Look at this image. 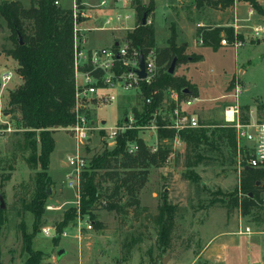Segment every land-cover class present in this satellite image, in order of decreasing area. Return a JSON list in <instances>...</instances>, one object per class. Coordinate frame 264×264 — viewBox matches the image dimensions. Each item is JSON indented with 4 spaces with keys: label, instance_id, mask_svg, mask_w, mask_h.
Segmentation results:
<instances>
[{
    "label": "rangeland",
    "instance_id": "rangeland-1",
    "mask_svg": "<svg viewBox=\"0 0 264 264\" xmlns=\"http://www.w3.org/2000/svg\"><path fill=\"white\" fill-rule=\"evenodd\" d=\"M19 1L25 7L29 6V0ZM102 1L108 4L100 7ZM144 1L143 4L148 6L150 0ZM86 2L88 7L82 5L81 12L91 16L97 13L99 19L91 17L83 26L107 28L106 31L85 32L87 46H108L117 35L121 37L119 40H127V34L138 26L136 9L125 6L126 0ZM195 2L157 0L155 15L148 17V24L156 31V48L168 46L173 33L179 45H187L185 55L189 59L176 65L174 75L186 78L193 84L197 97L205 101L196 103L191 111L196 113L200 106L199 119L212 131L219 126L231 128L232 124L226 121L222 112L225 111L226 116L227 108L236 103L230 95L234 93L238 78L242 91L240 110L249 109L250 121H264V31L260 36L255 35V29H264V0H234L228 11L208 6L198 9ZM255 4L260 5L262 11H257ZM63 6L71 7L72 0L64 2ZM236 14L238 32L244 39L242 47L215 50L203 45L197 36L199 26L216 27L211 22H216L219 15L222 20H227L226 23L233 24ZM117 15L122 16L121 22L116 20ZM109 17L113 22L106 25ZM122 23L124 30L108 31L112 27L122 28ZM11 34L6 21L0 17V58L4 57V60L12 59L4 53L14 47ZM197 54L202 59L190 62ZM4 60L2 63L5 64ZM2 63L0 125L7 123L5 125L11 131L0 138V264H25L30 255L25 251L22 230L24 228L29 234L35 231L36 217L30 207L40 172V144L38 136L30 140L24 135L21 113L9 105L10 92L23 84L17 72L18 62L6 64L7 68ZM10 69L14 75L8 82L3 77ZM241 71L246 72L240 75ZM117 93L119 97L114 103L93 106L90 118L98 122L104 120L110 125L122 122L123 116L129 113L124 106L134 104V99L131 95ZM102 135L94 131L86 144L88 167L84 174L97 171L93 168L94 157L111 151ZM53 137L56 148L50 157V196L33 238V249L41 252L39 264H264V192L258 206L248 208L244 205L247 196L239 185L245 162L235 148L229 147L227 140L210 136L209 144L201 148L203 161L196 167L188 166L185 146L169 151L163 167L150 168L148 182L139 194L140 208H128L117 214L104 208L106 202L103 199L98 202L100 204L93 205V210L82 212L80 196L68 185L72 171L61 165L67 156L75 153L76 143L71 133L63 128L54 131ZM103 174L104 171H100L98 176ZM259 185L263 186V183ZM113 187L110 182L100 183L96 196L110 195ZM165 204L175 213L174 230L167 238L160 225L161 207ZM71 209L73 218L61 228ZM91 222L94 228L88 230L87 225ZM95 222L101 223L102 227L97 228ZM45 227H51L57 236H45L42 233ZM59 229H63L61 233ZM64 232L67 237L61 236ZM222 241H225V249H230L228 260H223L217 251ZM60 250H64L62 255H59Z\"/></svg>",
    "mask_w": 264,
    "mask_h": 264
},
{
    "label": "trees",
    "instance_id": "trees-1",
    "mask_svg": "<svg viewBox=\"0 0 264 264\" xmlns=\"http://www.w3.org/2000/svg\"><path fill=\"white\" fill-rule=\"evenodd\" d=\"M62 0H31L26 8L20 1L5 0L0 4V17L3 18L11 30V41L14 47L5 51L8 57L18 62V73L23 84L9 94V105L12 110L21 113L24 135L28 139L38 136L40 144L39 164L40 172L36 179V195L31 202L30 210L36 217L35 231L32 234L23 228L25 251L30 255L25 264H39L41 252L33 249V238L37 233V225L42 218L46 201L50 196V157L56 148L53 132L67 128L74 124L75 115V68H74V21L71 9H64ZM83 0H77L80 9ZM257 0H252L255 2ZM198 9L210 7L215 10L226 11L234 5V0H196ZM131 6L136 9L139 18L138 26L133 32L127 34L132 44L145 51L155 47V28L148 24V17L154 11V0L148 6L142 0H132ZM257 11H262L260 5L255 4ZM147 14L146 24L143 16ZM198 36L204 45L218 50L221 47L223 34L230 42L234 39L233 29L228 27H198ZM23 39V45L19 42ZM242 39V36H239ZM185 46H179L177 36L173 33L168 46L158 49L161 74L153 87L147 88L149 93L153 89L163 91L174 88L184 93L196 94L193 84L186 78L169 74L170 67L175 58L177 65L187 61ZM194 61L201 60V56L192 57ZM136 117L140 119L135 109ZM248 108L241 109L240 121L246 124L250 121ZM206 128L188 130L183 133L186 143L187 162L189 167H196L203 161L200 153L203 146H207L210 136L218 140H227L231 149L237 148V134L234 128L217 127L213 131L210 126L201 121ZM7 127L6 125H0ZM137 140L139 151L129 155L126 151L127 143ZM195 154V155H193ZM243 160L249 154L241 152ZM169 157V150L160 148L158 152L151 153L142 139L138 138L136 131H129L119 138L117 147L105 151L94 157L91 173L83 174L80 187V209L83 213L93 210V205L105 200L104 208L120 214L128 208H140L139 194L148 182L150 168H161ZM245 162V161H244ZM104 174L99 177V172ZM102 182L113 184L110 195L96 196L98 187ZM263 183V186L259 185ZM239 189L247 196L244 205L253 208L259 205L264 192V168L250 169L244 165L240 174ZM110 188L106 191L109 193ZM100 204V203H98ZM73 210L68 212L67 218L60 227H65L73 218ZM94 218V215H92ZM160 225L165 238L171 236L175 226V213L167 204L161 207ZM97 228L102 224L95 222ZM63 229H59V233Z\"/></svg>",
    "mask_w": 264,
    "mask_h": 264
},
{
    "label": "built area",
    "instance_id": "built-area-1",
    "mask_svg": "<svg viewBox=\"0 0 264 264\" xmlns=\"http://www.w3.org/2000/svg\"><path fill=\"white\" fill-rule=\"evenodd\" d=\"M106 5V1L101 3V6ZM71 10L74 21L75 122L63 129L71 133L76 143L75 153L67 156L65 163L66 167L72 171L68 185L75 190L76 195L80 196L81 180L88 167L86 144L93 137L94 131H97L99 135L103 134L102 139L109 149L117 147L119 138L125 136L127 132L136 131L138 138L144 141L150 152L156 153L160 148L172 152V150L186 147L183 133L188 130L206 128V125H203L199 116L191 111L196 103L202 101L196 95L186 94L174 88H167L162 92L155 88L149 93L146 92L147 88L154 86L161 74L158 48L151 47L144 51L134 46L129 39L128 41L117 40L111 46L87 48L84 33L96 30L106 31L107 28L84 27L83 24L87 20L91 17L98 20L99 15H85L83 11L81 12L77 0H73ZM252 14L253 12L250 13ZM116 20L121 22L122 16L117 15ZM112 22L113 18L109 17L105 24L111 25ZM238 23L239 18L236 14L234 23L230 27L234 32V39L230 42L224 35L220 42L221 46H233L235 49L243 46V40L239 38ZM121 26L123 29L108 27V31L124 30V23ZM263 31V28L255 29V35L260 36ZM142 56L145 78L140 76ZM10 79L9 74L4 77V80ZM117 92L131 95L134 99V104L124 106L128 108L129 113L123 116L122 122L110 125L104 120L99 122L92 120L89 112L93 110V106H107L114 103L119 97ZM241 94V86L236 81L232 95L236 103L227 108L225 119L236 130L238 153L241 155L243 151L249 154L244 160L246 167L262 169L264 168V121H249L246 124L240 121ZM135 109L140 119L136 117ZM229 112L232 113L231 118ZM10 131V127H1L0 138ZM126 151L129 155L137 154L138 141H128ZM93 228V222L87 225L88 230ZM42 233L47 237L57 236L56 231L51 227L43 228ZM248 233H251L250 230ZM61 236L67 237V233L64 232Z\"/></svg>",
    "mask_w": 264,
    "mask_h": 264
},
{
    "label": "crops",
    "instance_id": "crops-1",
    "mask_svg": "<svg viewBox=\"0 0 264 264\" xmlns=\"http://www.w3.org/2000/svg\"><path fill=\"white\" fill-rule=\"evenodd\" d=\"M16 1H19V0H16ZM66 1H68V0H62L61 2H60V5L64 8V9H72V6L71 7H65V6H63V3L64 2H66ZM20 2H22V1H20ZM103 2V1H102ZM101 2V3H102ZM142 2L143 3H145V1L144 0H142ZM1 3V2H0ZM154 3H155V7H154V11L152 12V14H150V15H155V12H156V9H157V0H154ZM25 4V3H24ZM108 4V3H107ZM114 4V3H113ZM30 5H31V0H29V6L28 7H26V8H29L30 7ZM72 5H73V0H72ZM82 5L83 6H87L88 7V5H87V2H86V0H83L82 1ZM26 6V5H25ZM111 6H114V5H111ZM125 6H131V1L130 0H126V3H125ZM100 7H102L101 6V4H100ZM230 9V8H229ZM229 9H227L226 11H228ZM85 13V12H84ZM88 15V14H87ZM94 15H98L97 13H95ZM233 16V15H232ZM233 18V17H232ZM200 22H203V21H200ZM200 22H198V23H200ZM227 22V20H222V17L219 15L218 16V18H217V20H216V22H211L212 24L211 25H215V26H220V27H228V28H230L231 26H232V23H226ZM199 25H203V24H199ZM196 27H197V25H196ZM200 27V26H199ZM264 30V29H263ZM114 32H118V31H114ZM155 34H156V31H155ZM113 35H117L116 33H114ZM225 34H223L222 36H224ZM197 36H198V34H197ZM240 36V35H239ZM119 39H121V37H118V35L116 36V37H114V39H112V41H111V43L108 45V46H111V45H113L114 44V42H116L117 40H119ZM201 39V38H200ZM202 40V39H201ZM244 40V39H243ZM88 41V40H87ZM169 42V41H168ZM203 42V41H202ZM258 42L260 43V40H258ZM88 44V43H87ZM86 44V45H87ZM179 45V44H178ZM204 45V44H203ZM179 46H181V45H179ZM183 46H187V45H183ZM98 46H94V45H91V46H87V48H97ZM167 47V46H166ZM221 47H225V46H221ZM196 56H201L200 54H197ZM201 59H202V56H201ZM4 60V57H2V58H0V62L2 63V61ZM200 61V60H199ZM4 62H5V64L4 63H2V65H4V66H6V68H7V65H11V64H16L17 62L16 61H14V60H12V59H7V58H5V60H4ZM190 62H194V60H193V58L191 57V59H190ZM7 64V65H6ZM14 71H12L11 69H10V71L9 72H7L6 74H5V76L4 77H6V75H11V79L8 81V82H10L12 79H13V75H14V73H13ZM245 72L246 71H241L240 72V75H243V74H245ZM3 77V78H4ZM239 79L238 78H236L235 79V83H236V81H238ZM194 91H195V93H197V91L195 90V88H194ZM186 94H191V93H186ZM234 94V93H233ZM233 94H231L230 95V97H232V95ZM196 95V94H195ZM197 96H198V93H197ZM205 101H202V103H204ZM246 106H248V105H246ZM200 108V106H198L197 108H196V114L200 117L201 116V110L199 109ZM203 109H206V107L205 108H203ZM251 110V109H250ZM252 111V110H251ZM222 114H223V116H224V118H225V111L224 112H222ZM61 165L63 166V163H61ZM236 243V242H235ZM227 250V251H226ZM230 250V249H229ZM229 250L228 249H225V241H222L219 245H218V247H217V251H218V253L219 254H221L222 255V258H223V260L224 259H226V260H228V252H229Z\"/></svg>",
    "mask_w": 264,
    "mask_h": 264
},
{
    "label": "water",
    "instance_id": "water-1",
    "mask_svg": "<svg viewBox=\"0 0 264 264\" xmlns=\"http://www.w3.org/2000/svg\"><path fill=\"white\" fill-rule=\"evenodd\" d=\"M146 21H147V15L144 14L143 16V24L145 25L146 24ZM19 42L21 45H23V39L21 36H19ZM177 58L174 59L171 67H170V70H169V74L173 75L175 73V68H176V65H177ZM141 68H142V71L140 72V76L142 78H145L146 77V74L144 72V57L142 56L141 57ZM2 208H4V206H2ZM64 253V250H60L59 252V255H62Z\"/></svg>",
    "mask_w": 264,
    "mask_h": 264
},
{
    "label": "bare ground",
    "instance_id": "bare-ground-1",
    "mask_svg": "<svg viewBox=\"0 0 264 264\" xmlns=\"http://www.w3.org/2000/svg\"><path fill=\"white\" fill-rule=\"evenodd\" d=\"M229 117H230V118L232 117V113H231V112H229Z\"/></svg>",
    "mask_w": 264,
    "mask_h": 264
},
{
    "label": "flooded vegetation",
    "instance_id": "flooded-vegetation-1",
    "mask_svg": "<svg viewBox=\"0 0 264 264\" xmlns=\"http://www.w3.org/2000/svg\"><path fill=\"white\" fill-rule=\"evenodd\" d=\"M63 163V166H66V163L65 162H62Z\"/></svg>",
    "mask_w": 264,
    "mask_h": 264
}]
</instances>
